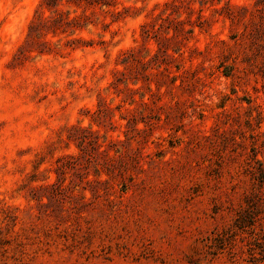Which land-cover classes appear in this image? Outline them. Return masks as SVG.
<instances>
[{
    "label": "rangeland",
    "instance_id": "374dc122",
    "mask_svg": "<svg viewBox=\"0 0 264 264\" xmlns=\"http://www.w3.org/2000/svg\"><path fill=\"white\" fill-rule=\"evenodd\" d=\"M259 170L264 0H0V264H264Z\"/></svg>",
    "mask_w": 264,
    "mask_h": 264
},
{
    "label": "trees",
    "instance_id": "16d2710c",
    "mask_svg": "<svg viewBox=\"0 0 264 264\" xmlns=\"http://www.w3.org/2000/svg\"><path fill=\"white\" fill-rule=\"evenodd\" d=\"M259 172L261 173V175H262V177H261V183H263L264 182V176H263V174H264V172H263V170H259Z\"/></svg>",
    "mask_w": 264,
    "mask_h": 264
}]
</instances>
